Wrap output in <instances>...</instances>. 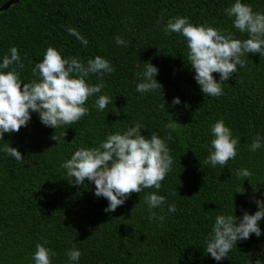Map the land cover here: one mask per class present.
I'll return each mask as SVG.
<instances>
[{
	"label": "trees",
	"instance_id": "obj_1",
	"mask_svg": "<svg viewBox=\"0 0 264 264\" xmlns=\"http://www.w3.org/2000/svg\"><path fill=\"white\" fill-rule=\"evenodd\" d=\"M6 1L0 0V6ZM242 2L264 13V0ZM233 3L18 0L0 10V63L10 47H17L25 65L17 70L24 82L35 78L31 70L50 45L62 57L85 63L99 55L115 69L104 75L105 87L89 98L85 104L89 114L78 122L56 130L32 112L26 127L5 133L0 140V264H34L36 244L45 240V246L56 252L52 264H69L66 252L73 243L81 252L73 264H256L257 260L264 264V219L258 222L261 235L238 241L227 258L218 262L204 250L217 214L242 217L244 210L254 214L258 208L253 197L264 200V147L249 151L257 134L264 144V57L246 54L242 57L246 67L237 66V73L222 85L223 95L207 97L191 66L185 64L184 38L164 33L170 18L186 16L193 24L211 25L246 39L247 34L236 30L224 12ZM68 27L77 29L88 45L70 35ZM116 37L125 44L118 45ZM149 61L158 68L155 78L162 92L136 91ZM213 76L219 82V74ZM86 81L99 83L93 74ZM98 95L111 99L103 111L93 107ZM176 97L181 103L173 106ZM220 119L240 140L236 158L224 168L204 163L209 155L206 146L213 138L210 126ZM173 120L179 125L174 131L166 129ZM134 121L144 126V136L155 132L163 139L171 133L172 140L166 143L173 164L160 190L133 193L108 213L104 211L108 201L95 196L94 183H70L61 164L78 148L98 146L107 134L122 132ZM54 134L58 141L52 139ZM5 145L17 148L23 161L4 152ZM241 168L252 173L248 180L237 178L236 170ZM150 192L166 198L163 211L152 209L164 215L162 223L147 219L144 196ZM172 204L176 211L169 213Z\"/></svg>",
	"mask_w": 264,
	"mask_h": 264
},
{
	"label": "clouds",
	"instance_id": "obj_2",
	"mask_svg": "<svg viewBox=\"0 0 264 264\" xmlns=\"http://www.w3.org/2000/svg\"><path fill=\"white\" fill-rule=\"evenodd\" d=\"M224 12L232 18L236 30L247 34L246 39L237 38L233 32L221 31L211 25L193 24L186 16L170 18L164 28L165 35L177 33L186 41L185 64L191 66L195 81L207 97L223 95L222 85L233 73H237V66L246 67V62L242 59L246 54L259 53L264 57V13L253 11L251 5L243 3L242 0H235ZM66 31L84 46L88 45V40L77 29L68 27ZM116 43L124 45L125 41L116 37ZM24 67L17 47H10L9 54L4 55L0 63V140H3L5 133H16L21 127H26L32 112L39 114L42 124L56 130L78 122L89 114V109L85 107L89 98L97 96L105 87L104 75L115 71L111 63L99 55L85 63L77 57H62L51 45L47 47L42 60L32 68V76L35 78L30 82H24L17 70ZM10 68L11 70L4 71ZM213 73L219 74V82ZM90 74L96 75L99 83L89 84L86 78ZM157 74L158 68L150 61L145 62L141 73L142 82L136 85V91L162 92L163 86L155 78ZM109 103V96L98 95L93 107L103 111ZM180 103L179 97L172 101L173 106ZM114 112L116 115L120 114L118 109ZM133 124L134 126L122 132L107 134L106 139L98 146L78 148L70 159L61 164L67 170L70 183L76 186L84 185L85 180L94 183L95 196L108 201V206L104 209L108 213L122 206L133 193L149 188L160 190L161 182L171 171L173 164L166 143L172 140L171 133L163 139L155 132L144 136L141 134L144 126L135 121ZM176 125L179 124L173 120L165 128L174 131ZM210 133L213 138L210 146H206L209 155L204 163L224 168L229 160L236 158L240 140L233 138L231 129L225 125L223 119L210 126ZM52 139L58 141L55 134ZM261 147L264 144L257 134L249 145V151L255 152ZM3 151L17 162L23 161L17 148L5 145ZM251 175L248 169L236 170L237 178L245 180ZM239 193L243 194L244 191ZM253 201L258 208L254 214L244 210L242 217L235 214L215 216L211 232L204 240L206 254L219 262L227 258L238 241L247 240L252 234L257 237L261 235L258 222L264 219V200L254 196ZM144 203L149 209L148 221L159 220L162 223L164 215H158L152 209L160 208L163 211L166 198L150 192L145 194ZM175 211V204L168 206L169 213ZM47 243L45 240L36 244L32 255L34 264H52L51 258L56 256V252L46 247ZM66 255L69 264H73L79 261L81 252L73 243ZM256 264H261L260 260Z\"/></svg>",
	"mask_w": 264,
	"mask_h": 264
},
{
	"label": "water",
	"instance_id": "obj_3",
	"mask_svg": "<svg viewBox=\"0 0 264 264\" xmlns=\"http://www.w3.org/2000/svg\"><path fill=\"white\" fill-rule=\"evenodd\" d=\"M16 1H18V0H8V1L4 2V3L0 6V10H3V9H5V8H7L10 4H12V3L16 2Z\"/></svg>",
	"mask_w": 264,
	"mask_h": 264
}]
</instances>
